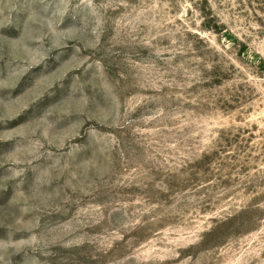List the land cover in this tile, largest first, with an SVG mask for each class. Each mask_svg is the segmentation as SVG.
<instances>
[{"label":"rangeland","instance_id":"obj_1","mask_svg":"<svg viewBox=\"0 0 264 264\" xmlns=\"http://www.w3.org/2000/svg\"><path fill=\"white\" fill-rule=\"evenodd\" d=\"M0 264H264V0H0Z\"/></svg>","mask_w":264,"mask_h":264}]
</instances>
